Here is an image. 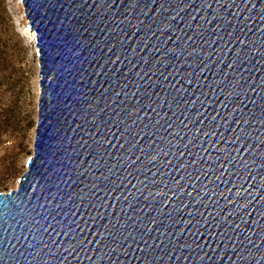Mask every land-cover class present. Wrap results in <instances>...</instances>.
<instances>
[{"label":"water","instance_id":"obj_1","mask_svg":"<svg viewBox=\"0 0 264 264\" xmlns=\"http://www.w3.org/2000/svg\"><path fill=\"white\" fill-rule=\"evenodd\" d=\"M34 152L0 264H264V0H21Z\"/></svg>","mask_w":264,"mask_h":264},{"label":"rangeland","instance_id":"obj_2","mask_svg":"<svg viewBox=\"0 0 264 264\" xmlns=\"http://www.w3.org/2000/svg\"><path fill=\"white\" fill-rule=\"evenodd\" d=\"M5 11V12H4ZM0 13L5 21L14 57L11 90L4 104H16L17 128L2 136L0 142V193L18 187L34 152V137L38 118L39 60L35 33L29 26L21 0H0ZM14 86V87H13Z\"/></svg>","mask_w":264,"mask_h":264},{"label":"trees","instance_id":"obj_3","mask_svg":"<svg viewBox=\"0 0 264 264\" xmlns=\"http://www.w3.org/2000/svg\"><path fill=\"white\" fill-rule=\"evenodd\" d=\"M5 12V11H4ZM5 21L0 13V26L4 27ZM6 30L0 31V142L2 136L12 129L17 128L19 123L17 122L16 104L5 105L4 99L11 88L7 85L12 83L13 69H14V57L12 53L11 40L13 37L7 36ZM14 87V86H13Z\"/></svg>","mask_w":264,"mask_h":264}]
</instances>
